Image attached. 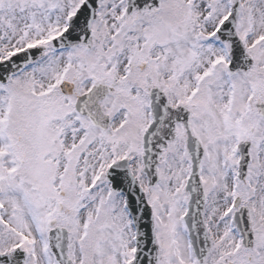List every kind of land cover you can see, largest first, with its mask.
Masks as SVG:
<instances>
[{
    "label": "snow or ice",
    "instance_id": "obj_1",
    "mask_svg": "<svg viewBox=\"0 0 264 264\" xmlns=\"http://www.w3.org/2000/svg\"><path fill=\"white\" fill-rule=\"evenodd\" d=\"M0 264H264V0H0Z\"/></svg>",
    "mask_w": 264,
    "mask_h": 264
}]
</instances>
